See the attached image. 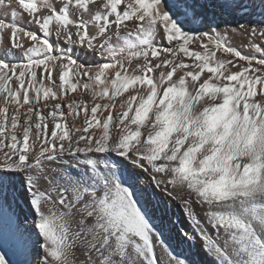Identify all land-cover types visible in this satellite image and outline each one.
I'll return each instance as SVG.
<instances>
[{
	"label": "snow or ice",
	"instance_id": "snow-or-ice-1",
	"mask_svg": "<svg viewBox=\"0 0 264 264\" xmlns=\"http://www.w3.org/2000/svg\"><path fill=\"white\" fill-rule=\"evenodd\" d=\"M150 197L264 264V0H0V264H193Z\"/></svg>",
	"mask_w": 264,
	"mask_h": 264
},
{
	"label": "bare ground",
	"instance_id": "bare-ground-1",
	"mask_svg": "<svg viewBox=\"0 0 264 264\" xmlns=\"http://www.w3.org/2000/svg\"><path fill=\"white\" fill-rule=\"evenodd\" d=\"M196 2L202 3L203 0H197ZM206 10L209 12L212 11L210 9ZM216 12L219 13V9H217ZM215 18L216 21H229V19H232V17L227 14H223L222 16L217 14ZM221 27H223V24L221 25ZM236 43L240 44V40L238 38L236 40ZM70 95H75V93H70ZM67 121L69 124H71L72 118L68 117ZM77 122L79 123V119ZM93 130L96 129H90V131ZM148 207L155 223L165 233L166 238L171 239L178 252L183 253L184 256L188 257V259L193 262V264H209L208 257L200 249L199 240H196L195 244L193 245L179 239L177 235V229L181 227L187 228L188 224L178 202L171 200V198H168V200H157L150 197ZM154 211H157V213L155 214ZM197 211H199V209H197ZM171 221H176V223H172Z\"/></svg>",
	"mask_w": 264,
	"mask_h": 264
},
{
	"label": "rangeland",
	"instance_id": "rangeland-1",
	"mask_svg": "<svg viewBox=\"0 0 264 264\" xmlns=\"http://www.w3.org/2000/svg\"><path fill=\"white\" fill-rule=\"evenodd\" d=\"M197 0H189V2H196ZM207 11V10H206ZM209 12V11H208ZM209 19H215L216 20V18L215 17H213L212 15H211V12H209ZM229 20H232V19H229ZM228 26H231V27H234L235 26V23L233 22L231 25H228ZM223 27H225V25H223ZM90 107V106H89ZM11 113V112H10ZM155 212V214L157 213V211H154Z\"/></svg>",
	"mask_w": 264,
	"mask_h": 264
}]
</instances>
